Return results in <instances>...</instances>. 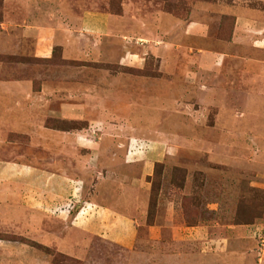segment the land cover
<instances>
[{
  "label": "rangeland",
  "instance_id": "obj_1",
  "mask_svg": "<svg viewBox=\"0 0 264 264\" xmlns=\"http://www.w3.org/2000/svg\"><path fill=\"white\" fill-rule=\"evenodd\" d=\"M68 2L78 7L74 12L109 14L110 31L96 46L101 54L89 58V50V56L74 60L56 45L42 59L1 47L0 79H30L39 89L54 73L82 69L75 80L88 84L90 93L86 101L81 95L75 100L86 108L68 120L45 116L40 130L55 134L46 139L9 132L4 156L39 166L53 160L55 169L79 178L84 200L106 199L107 190L128 192L130 202L112 206L132 216L135 242L127 248L108 231L103 237L74 228L98 224L104 232L105 226L97 209L85 205L77 215L81 209L71 206L69 220L42 218L36 230L0 219V264H264V73L244 71L229 56L216 68L207 65L208 51H231L235 17L228 8L264 3ZM41 3L36 22H53L54 8ZM14 9L0 0L1 38L8 31L15 35L14 28L1 26ZM55 100L49 106L59 108L63 100ZM74 132L86 134L75 139ZM138 148L149 158L146 170L143 161L122 165L123 153ZM96 149L110 156L109 163L98 161ZM57 205L52 215L61 213Z\"/></svg>",
  "mask_w": 264,
  "mask_h": 264
},
{
  "label": "crops",
  "instance_id": "obj_2",
  "mask_svg": "<svg viewBox=\"0 0 264 264\" xmlns=\"http://www.w3.org/2000/svg\"><path fill=\"white\" fill-rule=\"evenodd\" d=\"M41 1L46 2V6L54 8L52 10L53 22H36V15L43 7ZM255 1L264 3V0ZM6 3L8 7L15 6L16 9H14V15L8 14L4 17L1 26L6 31L14 28L15 35L7 32L10 41L6 34L4 38L0 37V48L3 47L1 51L28 52L34 57L46 59L52 56L53 48L57 45L62 47V55L65 58L81 60L82 56H89V50L93 52L89 57L92 58L94 53L99 51L96 47L98 41L107 36L110 31L109 14L91 9H79L80 12L79 10L74 12L73 8L78 7L68 0H6ZM228 9L229 14L235 17L232 37L228 42V48L231 51L225 54L208 51L211 57L207 65L216 68L219 62L229 56L230 60L243 67L244 71L254 72L258 76L262 75L261 73H264V8L239 4ZM86 39L90 40L89 44ZM100 52L98 55L101 54ZM251 54L256 56H250ZM75 71L76 73L71 75ZM78 74H83L82 69H73L69 73L61 71L57 72V75L54 73L50 76L48 84H42L39 89H34L33 81L30 79H0V113H2L0 114V219L1 221H15V223L21 221L26 224L27 229H24L28 230L31 227L36 230L41 229L39 220L42 218L57 219L59 217L62 218L61 222H65L69 220L71 206L79 207L81 210L77 215H80L84 206L89 205L93 209L92 212L97 209L94 213H101L99 215L103 216L101 220L105 226L104 232L99 229L98 224H94L95 227L91 229L81 225H73V227L103 237L107 236L108 231L110 237H118L123 246L132 248L137 234L132 216L118 212L112 206L116 202H130V198L125 199L127 191L119 196L118 191L114 193L106 189L105 194H108L106 199L101 197L100 201L96 195H90L91 199L84 200L83 192H78L79 178L71 176L67 170L55 169L56 164L53 160L39 166L33 161H23L18 156V158L4 156L9 153V149L5 146V138L9 132L25 131L29 134L28 138L31 141L46 139L55 134L48 128L43 127L40 130L39 125L45 116L68 120L72 118V115H81L86 107L81 101L75 100L77 98L75 95H78V99L81 95L86 101L87 94L90 92H85L88 84L75 80V75ZM62 75H67L68 78L61 80L57 78ZM90 91H92L91 88ZM55 99L63 100L59 108L49 106L56 101ZM69 99H72V102H69ZM72 134L77 135L75 139H79L78 136H85L86 133L74 132ZM61 135L72 139L70 133ZM105 136L102 133L101 138ZM128 137V139H134L135 136L128 135ZM95 152L98 154V161L109 163L110 156L106 157L104 150L92 151V153ZM123 154L122 165L126 168L137 161L144 162L142 167L145 170L149 167V158L145 157L143 149L138 148V153L134 154L129 149ZM121 156L118 155L119 159ZM137 182L136 180L135 183ZM131 183L134 185V181ZM117 193L118 197L115 195ZM50 198H53L54 202H50ZM57 203L62 205L58 206ZM54 205L58 206L61 213L51 214L52 208L56 207ZM63 206L67 207L63 208Z\"/></svg>",
  "mask_w": 264,
  "mask_h": 264
}]
</instances>
